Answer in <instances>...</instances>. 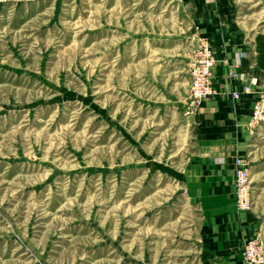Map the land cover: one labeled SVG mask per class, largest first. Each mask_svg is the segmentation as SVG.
Listing matches in <instances>:
<instances>
[{"label": "rangeland", "instance_id": "rangeland-1", "mask_svg": "<svg viewBox=\"0 0 264 264\" xmlns=\"http://www.w3.org/2000/svg\"><path fill=\"white\" fill-rule=\"evenodd\" d=\"M221 2L264 29V0H0V264H209L189 65L204 38L217 63ZM261 145L233 162L258 217L245 264H264Z\"/></svg>", "mask_w": 264, "mask_h": 264}, {"label": "crops", "instance_id": "crops-1", "mask_svg": "<svg viewBox=\"0 0 264 264\" xmlns=\"http://www.w3.org/2000/svg\"><path fill=\"white\" fill-rule=\"evenodd\" d=\"M210 12L212 20L204 28L215 48L219 94L196 107L193 138L198 153L185 179L193 182L203 206L207 262L245 264L241 241L253 234L258 217L254 209L238 210L233 162L237 153L245 152L255 164L262 150L264 123L251 125V114L256 96L264 92V29L244 31L236 4L221 2L216 12ZM244 84L252 92L244 93ZM236 91L238 98L233 96ZM252 172L255 177L264 174V168Z\"/></svg>", "mask_w": 264, "mask_h": 264}, {"label": "built area", "instance_id": "built-area-1", "mask_svg": "<svg viewBox=\"0 0 264 264\" xmlns=\"http://www.w3.org/2000/svg\"><path fill=\"white\" fill-rule=\"evenodd\" d=\"M215 55L210 46L209 39H202L198 49L194 52V56L189 65L190 72V96L194 104L200 105L207 99H213L219 94V90L215 84L214 67ZM245 92L250 91V87L246 86ZM234 98L240 96L239 92L233 93ZM264 119V97L258 96L253 104L251 114V125L257 124ZM236 185L238 193V201L241 207H248V190L250 181V168L244 159H240L236 171ZM257 243L251 242L248 246L250 255L248 259L252 262L261 261V257L257 250Z\"/></svg>", "mask_w": 264, "mask_h": 264}]
</instances>
